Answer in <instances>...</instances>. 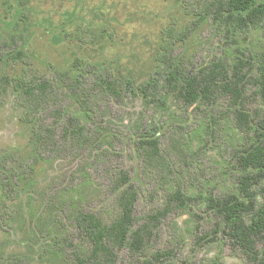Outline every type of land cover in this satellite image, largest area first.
Segmentation results:
<instances>
[{
  "label": "rangeland",
  "instance_id": "374dc122",
  "mask_svg": "<svg viewBox=\"0 0 264 264\" xmlns=\"http://www.w3.org/2000/svg\"><path fill=\"white\" fill-rule=\"evenodd\" d=\"M255 1L264 5V0ZM196 21L180 0H0V46L4 50L0 159L19 164L34 155L32 126L22 118L15 79L29 74L47 77L59 94L53 108H63L61 118L92 132L95 127L72 96L74 87L117 79L126 89L123 102L97 96L98 122L105 134L96 144L76 152L63 143V153L40 161L20 183V197L14 204L21 208V215L9 228H0V264H74V248L87 250L84 231L69 225L71 237L67 249L61 250L58 236L65 227L57 222L60 208L66 203L87 213L111 204L115 174L120 170L139 190L135 228L165 210L178 182L183 184L186 200L184 205L171 206L153 229L143 256L123 249L116 264H142L157 252L167 254L165 264H254L224 234L225 226L209 201L228 194L240 196L242 173L233 159L243 137L235 118L226 112L225 101L215 106L186 105L170 97L163 107L170 70L157 57L167 28L182 33L191 27L187 38L174 46L196 74L227 55L236 58L238 48L259 60L264 53V28L239 34L234 44L213 19ZM254 93L251 83L247 92L250 110L258 108ZM43 116L47 123L59 122L58 112L50 110ZM205 128L208 134L215 131V137L208 135L209 141L202 138ZM147 131L157 136L162 151L184 136L187 155L185 159L166 156L161 178L145 181L137 142ZM257 190L262 205L264 189Z\"/></svg>",
  "mask_w": 264,
  "mask_h": 264
},
{
  "label": "trees",
  "instance_id": "16d2710c",
  "mask_svg": "<svg viewBox=\"0 0 264 264\" xmlns=\"http://www.w3.org/2000/svg\"><path fill=\"white\" fill-rule=\"evenodd\" d=\"M180 1L186 13L197 17L196 23L213 19L219 29H224L225 38L234 44L239 34L245 35L252 29L264 28V5L257 4L255 0ZM192 31L191 27H187L182 33L173 28H167L164 32L157 61L170 71L161 105L167 106L170 97L186 105L202 103L215 106L222 101L228 104L226 112H232L236 127L243 137L240 146L235 149L233 159L234 166L242 173L239 179L240 196L228 194L221 199L211 198L209 201L221 218L225 226L224 234L230 242L246 253L254 264H264V204H259L260 191L257 190L258 187L264 189V53L259 60H255L238 48L239 56L236 58L231 59L227 55L196 74L183 63L184 56H180L174 46L177 41L185 40ZM3 51L0 46V62L3 61ZM251 83L259 101L258 108L254 110H250L251 103L247 94ZM14 89L17 92L16 101L23 108L22 118L32 126L34 155L29 161L19 164L8 163L6 158L0 159L2 229L9 228L21 215V208L14 204L20 197L18 186L34 172L40 161L63 153V143L81 152L91 148L105 134L98 122L97 96H110L117 102H123L126 96L124 84L117 79L74 87L72 96L89 123L95 127L92 132L74 120L64 121L61 118L63 108H53L59 101V94L44 75L21 76L15 79ZM141 93L147 95V89ZM50 110L58 112L56 121L59 122H45L43 115ZM203 133V140L209 141V134L215 137L213 129L208 134L205 128ZM156 137L147 131L137 142V150L142 159L141 177L145 181L163 172L167 163L166 156L185 159L187 155V140L184 136L175 138L164 151ZM115 175L111 204L87 213L66 203L60 208L57 222L65 227L64 234L58 236L61 250L67 249L71 237L69 225L76 224L84 231L87 250L84 246L74 248L71 252L74 264H116L118 253L127 248L135 255L143 256L150 234L159 226L170 207L185 204L186 196L181 190L183 184L178 182V189L167 201L165 210L155 212L148 223L135 228L139 190L125 171H117ZM168 177L171 176L168 174ZM166 255L157 252L142 264H165Z\"/></svg>",
  "mask_w": 264,
  "mask_h": 264
}]
</instances>
